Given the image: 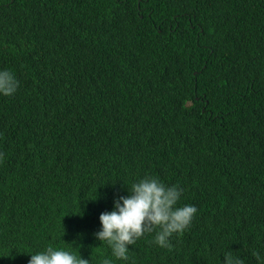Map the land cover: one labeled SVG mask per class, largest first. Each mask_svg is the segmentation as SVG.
<instances>
[{
  "label": "trees",
  "instance_id": "16d2710c",
  "mask_svg": "<svg viewBox=\"0 0 264 264\" xmlns=\"http://www.w3.org/2000/svg\"><path fill=\"white\" fill-rule=\"evenodd\" d=\"M0 70V264H264V0H0ZM145 176L197 213L117 260L99 216Z\"/></svg>",
  "mask_w": 264,
  "mask_h": 264
},
{
  "label": "clouds",
  "instance_id": "9594fccd",
  "mask_svg": "<svg viewBox=\"0 0 264 264\" xmlns=\"http://www.w3.org/2000/svg\"><path fill=\"white\" fill-rule=\"evenodd\" d=\"M18 87L19 82L11 71L0 70V95L13 96ZM0 159H3L2 153ZM127 190V196L114 201L113 211L100 214L101 230L96 233V239L104 242L117 260L127 261L129 246L152 233H155L153 243L171 250V237L182 235L191 226L197 208L187 204L179 206L183 190L178 185L168 186L155 176H145ZM252 255L257 261L262 260L259 252ZM28 264H89V260L76 252L49 245L31 254ZM101 264L113 262L105 257ZM223 264L244 262L231 250H226Z\"/></svg>",
  "mask_w": 264,
  "mask_h": 264
}]
</instances>
